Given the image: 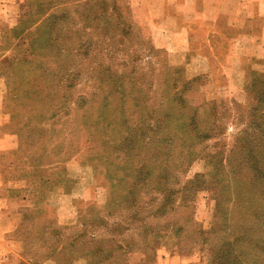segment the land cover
<instances>
[{"label":"rangeland","instance_id":"1","mask_svg":"<svg viewBox=\"0 0 264 264\" xmlns=\"http://www.w3.org/2000/svg\"><path fill=\"white\" fill-rule=\"evenodd\" d=\"M19 1L11 2L21 14ZM136 1L59 2L47 10L40 28L29 25L30 14H24L21 27L17 18L20 28L13 31L1 25L4 106L34 167L37 191L36 206L21 210L15 235L31 238L29 253L37 262L45 254H81L90 264H124L129 251L143 250L149 258L168 238L167 250L187 255L188 264H212L218 245L235 238L231 227L222 228L221 222L211 228L216 200L209 188L194 185L183 197L172 199L174 209L152 214L165 198V188H179L196 173L218 179V186L227 190L220 206L233 215L231 222L243 219L232 198L234 190L248 188L227 182L251 178L235 160L240 157L246 110L254 104L251 81L264 76V57L247 58L246 76H220L222 55L215 50L210 54L213 76H187L183 66L174 67L166 52L153 45L147 8ZM91 6L93 11L87 13ZM173 92L183 96L182 107L165 102ZM168 113L171 117L157 128L158 117ZM192 114L200 132L211 128L209 136L188 130ZM128 133L138 140L132 151L123 146ZM204 153L216 161L207 166L198 158ZM140 164L150 173L137 186L132 204L139 215L134 219L135 209L123 198V182L110 189L111 200L107 193L111 176L125 172L130 177ZM257 188L249 213H264ZM62 189L69 193L66 199L59 198ZM64 204L63 214L73 219L59 223L57 207ZM144 226L160 228L157 238L146 235Z\"/></svg>","mask_w":264,"mask_h":264},{"label":"crops","instance_id":"2","mask_svg":"<svg viewBox=\"0 0 264 264\" xmlns=\"http://www.w3.org/2000/svg\"><path fill=\"white\" fill-rule=\"evenodd\" d=\"M11 1L0 0V44L2 26L9 30L17 22L18 11ZM136 3L147 8L153 45L166 52L172 65H183L187 76H213L210 54L215 50L222 55L220 76H246L247 58L264 57V0ZM4 98L5 79L0 75V264H90L81 254H45L37 262L36 256L29 253L31 238L15 235L21 210L36 206L33 194L37 191L33 188L34 167L22 151L19 131L10 125ZM40 176L45 182L47 175ZM59 194L60 199H66L69 193L62 189ZM64 206L68 205L57 207L59 223L73 219L72 214H63ZM161 241L163 244L156 245L149 258L143 250L127 251L124 264H188L187 255L167 250L168 238Z\"/></svg>","mask_w":264,"mask_h":264},{"label":"trees","instance_id":"3","mask_svg":"<svg viewBox=\"0 0 264 264\" xmlns=\"http://www.w3.org/2000/svg\"><path fill=\"white\" fill-rule=\"evenodd\" d=\"M79 1L80 0H47V4H45L42 0H20L18 2V5L21 7V14L19 11L17 17L18 24L21 27L22 17L24 16V14H30L31 19L29 21V25L34 26L33 29L40 28V26H42L43 24L44 19L46 18L45 16L48 13V9L56 6L59 2L78 3ZM88 2L90 3L91 0H85V3ZM86 9L87 13L93 11L92 6ZM48 18L49 16L47 17V21ZM19 26L14 25L9 30L13 31L16 28H20ZM28 45L29 46L28 48H25V51L30 50V43ZM176 66L177 65H175L174 67ZM252 71L256 72L257 74H260L262 71L264 73V70L260 71L255 68H253ZM175 80L176 78L174 79V81ZM188 82L189 81H187L186 83ZM251 90L254 97V104L250 106L248 110H246V124L241 133V138L243 140L241 146L239 147L240 157L238 158V162L235 160L238 167H245L250 171L251 178L249 181L244 182V180H241L239 177H233L232 181H229V183L227 182L228 186H230L232 182H234L235 184L241 182V185L245 186L246 184L245 187L248 188L246 191H240L239 189H236V191L234 190L232 198L234 204L240 206L241 213H243L241 218L243 219H235V222L233 221L234 223L231 222L233 215H230V213H228L226 209L222 207V205L220 206L221 197L222 195H224L223 191L227 190H223V188H221V184L220 186H218V179H208L209 175H207L206 177V173H196L193 177H187L179 188L174 189L169 187L167 190L165 188V198L161 200L158 205H156L155 210L152 212V214L155 215H162L167 213L169 210L174 209L177 204L174 203L172 199L177 198V196L180 198L183 197L190 191L191 187L194 185H196V187L206 186L207 188H209V190H211V192L213 193V196L215 195L214 199L216 200L215 210L213 213V216H215V218H213V220L211 221V228L213 229L212 226H214L217 222H221L223 226L222 228H226L228 226L231 227V238H235V240L231 242L229 241L222 245H218L219 247L215 251H213V254H211L213 258L212 264H264V213L261 212V209H257L255 210V212L249 213L251 205L255 201V192H253V188L260 187L255 190L261 189L258 198L260 197L262 198V200H264V76L253 77V80L251 81ZM165 102L171 103L173 105L175 103L182 107L183 96L179 92H173L172 97H170ZM170 117V113H168L166 116H159L158 121L160 122H157V124H155L156 127L159 128L161 122L166 123L167 119H169ZM188 117L189 122H186V124H188L190 127L188 130L196 133L198 137L201 138L209 136L211 134V128H208L207 131L202 130L200 132V130L196 126L197 121L195 114L189 115ZM135 139V136L131 133L124 135L123 146L132 151V149L136 147V141H138ZM198 155H200V153ZM210 156L211 155L204 153L198 158H204L208 166L212 165L216 161L212 160V158L209 159ZM148 170L149 169L145 164H140L135 167V173L131 174L130 177L127 176L125 172H118L110 177V179L113 181L111 183V187L109 188V193H107L108 199L111 200L113 197L110 189L119 186V183L123 182L125 185L123 198L125 201L127 200L129 204H131L132 208L135 209L133 210L134 215L131 213L134 219L137 218L139 213L138 211H136L137 205H135V203L132 204V202L136 201L139 192V187L137 186H140L142 183H145L147 181L150 173ZM214 173L219 175V171H215ZM213 176L216 175H212V177ZM110 203H112V201ZM180 204L185 205L187 203L181 202ZM247 217L249 220H245ZM144 228V232L146 231V235L152 238H157V236L155 237V234L160 230V228H154L150 226H144ZM201 236L202 238H207L205 237V234H202Z\"/></svg>","mask_w":264,"mask_h":264}]
</instances>
